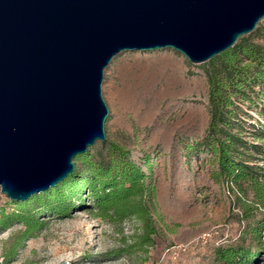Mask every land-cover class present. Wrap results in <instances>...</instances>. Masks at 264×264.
Instances as JSON below:
<instances>
[{"label": "water", "instance_id": "water-1", "mask_svg": "<svg viewBox=\"0 0 264 264\" xmlns=\"http://www.w3.org/2000/svg\"><path fill=\"white\" fill-rule=\"evenodd\" d=\"M263 19L264 0H0L1 193L55 188L106 140L102 82L118 54L170 48L203 64Z\"/></svg>", "mask_w": 264, "mask_h": 264}, {"label": "rangeland", "instance_id": "rangeland-1", "mask_svg": "<svg viewBox=\"0 0 264 264\" xmlns=\"http://www.w3.org/2000/svg\"><path fill=\"white\" fill-rule=\"evenodd\" d=\"M204 64H191L167 48L122 52L104 71L102 95L109 110L104 142L124 148L149 175L151 246L119 252L142 234L143 222L135 215L118 222L94 216L86 191L57 210L49 196L33 199L44 193L15 202L0 191V221L20 210L39 224L20 240L26 230L20 220L0 222V262L217 264L216 248L238 243L247 228L257 226L264 211L251 195L216 180L212 157L198 145L209 121ZM245 244H252L248 236Z\"/></svg>", "mask_w": 264, "mask_h": 264}, {"label": "trees", "instance_id": "trees-1", "mask_svg": "<svg viewBox=\"0 0 264 264\" xmlns=\"http://www.w3.org/2000/svg\"><path fill=\"white\" fill-rule=\"evenodd\" d=\"M204 66L209 121L198 145L212 157L213 177L226 181L240 195H251L255 207L264 211V125L260 122L264 120V19L251 34ZM74 162L75 171L67 180L33 199L49 196L48 204H55L57 210L86 191L94 216L118 222L135 215L143 222L142 234L119 252L151 246L155 230L147 202L153 187L129 152L114 142H102ZM25 213L17 210L0 221L20 220L26 227L20 240L39 227L31 213ZM247 236L250 245L245 244ZM214 255L217 264H264V218L247 228L241 241L216 248Z\"/></svg>", "mask_w": 264, "mask_h": 264}]
</instances>
